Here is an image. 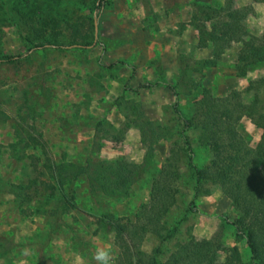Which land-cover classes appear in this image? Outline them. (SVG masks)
Wrapping results in <instances>:
<instances>
[{
    "label": "rangeland",
    "instance_id": "1",
    "mask_svg": "<svg viewBox=\"0 0 264 264\" xmlns=\"http://www.w3.org/2000/svg\"><path fill=\"white\" fill-rule=\"evenodd\" d=\"M93 1L0 0V55L23 53L42 17H54L58 28L37 41H93L0 63V264H97L96 250L109 245L121 264L116 230L103 214L141 225L138 211L166 162L177 167L176 200L160 233L143 230V255L164 262L191 235L219 240L217 261L236 245L250 264L245 238L226 220L239 209L209 179L195 196L189 163L203 168L212 157L200 139L204 88L214 96L237 91L264 111V61L239 64L234 41L216 66H205L212 42H199L231 10L245 12V27L264 38V0H108L97 17ZM147 81L174 85L181 114L167 84L139 87ZM236 130L250 147L263 132L248 116ZM244 228L262 237L264 224L250 218Z\"/></svg>",
    "mask_w": 264,
    "mask_h": 264
},
{
    "label": "trees",
    "instance_id": "2",
    "mask_svg": "<svg viewBox=\"0 0 264 264\" xmlns=\"http://www.w3.org/2000/svg\"><path fill=\"white\" fill-rule=\"evenodd\" d=\"M107 1H93L95 17L101 13ZM27 12L34 14L32 9ZM245 15L246 13L240 10H231L227 13L228 19L225 23L213 25L208 38L204 39L200 35V46H207V42L210 41L213 49L212 57L201 59L200 62L203 65L216 66L222 52L234 41L241 43L237 53L239 64H244L249 59L254 62L264 61V38L248 31L243 23ZM57 28L58 22L54 17H42L39 25L30 26L25 51L17 55H0V63L16 62L31 52L44 48L71 46L89 48L93 44L92 40L67 43L57 41L53 37L45 42L37 41L45 37L47 32L54 34ZM198 31L201 34L206 30L200 28ZM239 69L240 74H243V70ZM158 84L167 83L147 81L140 83L139 87L149 88ZM167 85L174 97L173 110L180 115L181 109L176 87L172 84ZM239 98L237 91H232V94L225 96H214L209 88L203 89L200 100L203 109L200 139L212 154L210 164L203 168L196 167L190 161L192 157L190 146L187 147V152L189 153V164L196 177L195 196L199 192L198 185L202 183V179L212 180L213 184L218 185L239 209L240 215L236 219L231 221L226 218V220L235 227L238 237L245 238L250 251V264H264V230L262 237H255L244 228L250 218L257 219L264 224V111L262 113L258 111L255 102L243 103ZM242 116H248L263 129L261 139L255 147L246 145L236 130V124ZM189 125V121L184 120V126ZM28 142H36V139L32 138L31 142L29 140ZM171 165L173 164L166 162L152 181L149 201L138 211L137 219L139 223L142 222V226L138 224L139 226L136 225L134 228L131 223L121 221V217L112 213L103 214L105 221L116 230L115 237L124 255L121 264H243L236 245L228 249L223 261H217V253L222 250L219 240H195L191 235L188 240L178 243L175 250L161 263L154 262L151 258L147 259L140 251L139 243L144 234L143 230L148 228L150 231L160 233L164 229L162 218L175 203L176 193L172 182L175 181L178 172L177 167ZM66 200V204L71 206L73 196ZM192 209L198 211L196 207Z\"/></svg>",
    "mask_w": 264,
    "mask_h": 264
},
{
    "label": "clouds",
    "instance_id": "3",
    "mask_svg": "<svg viewBox=\"0 0 264 264\" xmlns=\"http://www.w3.org/2000/svg\"><path fill=\"white\" fill-rule=\"evenodd\" d=\"M94 259L97 264H115V254L112 246L106 248H99L94 254Z\"/></svg>",
    "mask_w": 264,
    "mask_h": 264
},
{
    "label": "water",
    "instance_id": "4",
    "mask_svg": "<svg viewBox=\"0 0 264 264\" xmlns=\"http://www.w3.org/2000/svg\"><path fill=\"white\" fill-rule=\"evenodd\" d=\"M95 30H96V22H95Z\"/></svg>",
    "mask_w": 264,
    "mask_h": 264
}]
</instances>
